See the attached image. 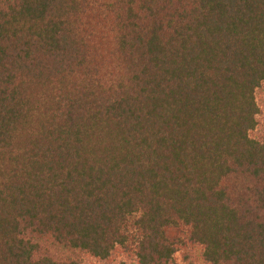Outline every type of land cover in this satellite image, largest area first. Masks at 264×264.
I'll list each match as a JSON object with an SVG mask.
<instances>
[{
	"label": "trees",
	"instance_id": "1",
	"mask_svg": "<svg viewBox=\"0 0 264 264\" xmlns=\"http://www.w3.org/2000/svg\"><path fill=\"white\" fill-rule=\"evenodd\" d=\"M0 264H264V0H0Z\"/></svg>",
	"mask_w": 264,
	"mask_h": 264
}]
</instances>
